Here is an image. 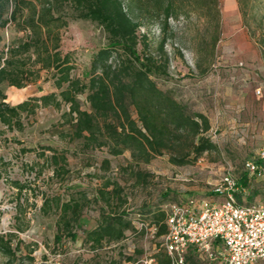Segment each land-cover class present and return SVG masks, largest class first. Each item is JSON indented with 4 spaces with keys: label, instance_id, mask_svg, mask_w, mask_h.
Wrapping results in <instances>:
<instances>
[{
    "label": "rangeland",
    "instance_id": "obj_1",
    "mask_svg": "<svg viewBox=\"0 0 264 264\" xmlns=\"http://www.w3.org/2000/svg\"><path fill=\"white\" fill-rule=\"evenodd\" d=\"M219 5L221 35L213 52L206 20L195 14L170 20L169 77L161 81L164 89L174 90L179 100L211 122L216 150L197 164L179 167L167 157H157L149 164L132 165L127 152L112 157L106 149L86 150L82 141H73L64 104L59 110L38 107L23 113L12 128L0 124V235L12 233L13 246L20 244L15 264H143L164 248L161 239L152 237L150 220L137 214L150 206L167 210L176 201L210 199L227 172L235 177L247 174L246 162L257 161L264 148V0H250L245 17L236 0H219ZM140 34H147L152 44L161 35L156 24L142 28ZM15 36L13 28L4 31L0 47ZM105 43L97 25L71 21L63 33L62 51L73 53L81 72ZM47 78L43 74L38 84L21 90L1 86L5 103L15 107L28 101L32 106V98L58 93ZM80 100L88 110L86 97ZM53 155L66 158L65 172L52 164ZM105 158L110 160L109 172L101 169ZM105 179L121 188L125 203L120 209L116 199L108 207L94 200ZM58 199L60 204L75 201L83 208L73 240L58 230ZM103 210L126 212L134 229L118 244L104 243L94 250L85 241V232L99 224ZM57 235L62 237L58 244ZM29 250L33 262L26 259ZM0 264H6L1 255ZM209 264L224 263L217 259Z\"/></svg>",
    "mask_w": 264,
    "mask_h": 264
},
{
    "label": "trees",
    "instance_id": "obj_2",
    "mask_svg": "<svg viewBox=\"0 0 264 264\" xmlns=\"http://www.w3.org/2000/svg\"><path fill=\"white\" fill-rule=\"evenodd\" d=\"M236 1L245 17L250 0ZM190 14L206 20L213 52L221 35L219 0H0V45L4 31L13 28L16 32L8 44L0 47V124L12 128L19 125L23 113H33L38 107L59 110L64 104L73 141H82L86 150L106 149L112 157L127 152L132 165L149 164L157 157H167L170 164L179 167L197 164L205 154L216 150L210 137L211 122L204 113L179 100L174 90L161 85L169 77L171 63L166 51L172 33L170 20ZM79 20L97 25L106 37L105 45L81 72L73 53L62 51L64 31L71 21ZM150 24H156L161 33L156 44L147 34H140ZM43 74L48 75L45 80L51 81L58 93L32 98V106L28 101L15 107L5 103L1 86L25 89L38 84ZM82 96L86 97L88 110L83 109ZM51 161L65 172V157L53 155ZM101 169L110 171L108 158L102 160ZM232 175L241 189L236 195L238 203L264 204L263 182L255 183L246 173ZM120 194L118 184L105 179L94 200L108 207L116 199L120 209L125 203ZM55 201L60 212L58 230L73 240L83 208L75 201ZM186 202H173L167 210L150 206L137 217L148 218L150 225L158 229L155 238L160 239L168 233L170 207ZM127 217L123 211L103 210L99 224L85 232V241L94 250L104 243L123 241L134 229ZM14 237L12 233L0 235V255L6 264H15L20 257V244L13 246ZM61 241V235H57L55 243ZM31 255L29 250L26 259L33 262ZM153 259L157 264H171L165 250L158 251ZM209 260L194 247L187 252V264L214 261Z\"/></svg>",
    "mask_w": 264,
    "mask_h": 264
},
{
    "label": "built area",
    "instance_id": "obj_3",
    "mask_svg": "<svg viewBox=\"0 0 264 264\" xmlns=\"http://www.w3.org/2000/svg\"><path fill=\"white\" fill-rule=\"evenodd\" d=\"M255 94L260 95V90ZM263 163L264 148L257 153V161L246 162L247 174L264 177ZM239 192L237 180L227 172L212 198L200 202L191 199L170 207L168 233L160 239L171 264H187L190 247L224 264H264V204H240L236 198ZM157 231L151 226L153 238ZM142 263L152 264L153 259Z\"/></svg>",
    "mask_w": 264,
    "mask_h": 264
},
{
    "label": "crops",
    "instance_id": "obj_4",
    "mask_svg": "<svg viewBox=\"0 0 264 264\" xmlns=\"http://www.w3.org/2000/svg\"><path fill=\"white\" fill-rule=\"evenodd\" d=\"M263 166H264V163H263ZM248 176H249V175H248ZM252 178H253V180H254L255 183H261V182L264 183V177H262V178L252 177ZM262 193L264 194V190L262 191ZM117 244H118V243H117ZM217 246H218V245H217ZM153 261H154L155 264H157V263L155 262L154 259H153Z\"/></svg>",
    "mask_w": 264,
    "mask_h": 264
}]
</instances>
